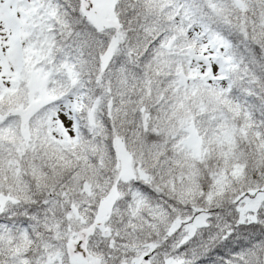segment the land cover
Here are the masks:
<instances>
[{"label": "trees", "instance_id": "16d2710c", "mask_svg": "<svg viewBox=\"0 0 264 264\" xmlns=\"http://www.w3.org/2000/svg\"><path fill=\"white\" fill-rule=\"evenodd\" d=\"M0 3L21 29L16 96H0V264H74L75 242L91 264H264V0H114L106 29L83 0ZM207 42H220L222 85L196 77ZM34 67L59 102L16 121L13 102L38 96ZM67 102L76 133L60 141L49 123ZM117 140L139 175L130 182ZM256 197L252 220L243 204Z\"/></svg>", "mask_w": 264, "mask_h": 264}, {"label": "rangeland", "instance_id": "374dc122", "mask_svg": "<svg viewBox=\"0 0 264 264\" xmlns=\"http://www.w3.org/2000/svg\"><path fill=\"white\" fill-rule=\"evenodd\" d=\"M114 0H83V7L85 9V15L89 19V21L97 26L100 29H106V28H113L117 25V21L115 19L114 14ZM14 13V10H10L6 8V6L2 3H0V96L2 93H4L3 96L9 97L10 99L14 100L16 94L13 93V87L11 84V81L13 80L12 77V65L15 62L16 56L13 49V40H15V34L20 30H17L14 28L16 26V23L20 19L14 17V20L10 19V13ZM22 16V15H21ZM24 30V29H22ZM218 44L216 45H209L207 42V47L202 46L204 48V52H200L201 55L194 56L195 64H196V77H202V81L204 84L210 83L213 86H217V84H221L222 82L220 77V70L219 68H222L225 66L223 64V54L220 53V56H217V53H214V47L216 46L219 48L220 42H216ZM117 45V43H114ZM115 45V46H116ZM210 48V49H209ZM208 49V50H207ZM201 50V48H200ZM110 56L107 57L106 62H108ZM217 59V60H216ZM221 62V63H220ZM29 74L31 76L28 77V80L30 82V87H33L35 92H39L38 96L40 97H34V99H30V101H24L22 98L18 99V102H13V106L15 109H13L10 113L13 115L14 119L19 118L18 115L21 116V113L26 116V118H30L31 116L38 113V111L41 109V106L46 105L51 100L54 104H57L59 101L55 100L59 98V94L54 95V97H51L48 94V80L45 76V72L38 68H32L29 71ZM3 84L6 86V89H2ZM210 85V86H212ZM22 86V84H21ZM12 87V88H11ZM15 95V96H14ZM194 95V94H193ZM11 100V101H12ZM37 100L36 102H34ZM25 102V103H24ZM76 106L72 103H65L63 104L59 109L58 112H51V120L49 123L50 126V132L55 136L56 139L63 141L65 138L74 137L75 132V126L73 122V112L75 110ZM20 112H18V110ZM16 110V112H13ZM80 110V109H79ZM38 115V114H37ZM18 116V117H17ZM46 115H43L41 118H45ZM46 120V119H45ZM25 121V120H24ZM23 121V122H24ZM27 123V122H26ZM17 124L15 123V126ZM28 125L25 126L23 133L26 135L28 133L27 131ZM199 138V137H198ZM192 148H197L198 142L194 138L190 143ZM116 151L119 158V175L120 179L124 180L125 182H130V180L139 178V175H137V172L134 169L133 165V159L132 156L129 155V152H127L126 147L124 146L123 142L120 140H117L116 142ZM120 193L117 188H114L112 190V193L109 195V197L106 199V201L103 203L100 211V217L98 219V227L101 229H104L105 227V220L108 218V216L111 213V210L113 206L115 205L116 201L119 199ZM260 198H255L253 200L247 199L244 202V212H249L250 215L253 214L258 210L260 207ZM2 207L5 206L6 203L2 204L0 202ZM3 209V208H2ZM1 210V209H0ZM252 220H254V216H252ZM197 227H203L205 225V218H199L197 222L194 223ZM193 225V224H192ZM191 225V226H192ZM190 226V225H189ZM188 227L183 231V234L186 233V238H191L193 235V228ZM178 227H174V230H176ZM182 238V237H181ZM81 245L75 242L72 246V262L74 264H91L87 258V255L85 253H82L81 251ZM145 258V257H144ZM143 257L139 260L134 261V264H140ZM166 264H174L172 262L166 263Z\"/></svg>", "mask_w": 264, "mask_h": 264}, {"label": "water", "instance_id": "95a60500", "mask_svg": "<svg viewBox=\"0 0 264 264\" xmlns=\"http://www.w3.org/2000/svg\"><path fill=\"white\" fill-rule=\"evenodd\" d=\"M140 264H151V262H150L149 258H144V259L140 262Z\"/></svg>", "mask_w": 264, "mask_h": 264}]
</instances>
